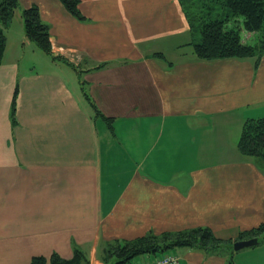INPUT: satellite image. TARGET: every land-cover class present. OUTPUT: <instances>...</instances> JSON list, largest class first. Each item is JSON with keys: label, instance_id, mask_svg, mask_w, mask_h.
I'll return each mask as SVG.
<instances>
[{"label": "crops", "instance_id": "0c3cea01", "mask_svg": "<svg viewBox=\"0 0 264 264\" xmlns=\"http://www.w3.org/2000/svg\"><path fill=\"white\" fill-rule=\"evenodd\" d=\"M79 1L83 18L61 0H19L10 23L39 61L0 64V264L76 247L104 264L116 239L209 226L235 241L264 222V167L238 148L245 120L264 116V55L198 57L179 0ZM34 5L55 58L25 34Z\"/></svg>", "mask_w": 264, "mask_h": 264}, {"label": "trees", "instance_id": "16d2710c", "mask_svg": "<svg viewBox=\"0 0 264 264\" xmlns=\"http://www.w3.org/2000/svg\"><path fill=\"white\" fill-rule=\"evenodd\" d=\"M75 16L83 18L79 0H61ZM182 4L193 34L191 42L198 57L218 59L227 57L264 55V0H179ZM19 0H0V64L6 49L5 28L14 18ZM25 34L38 48L52 55L49 26L42 21L36 5L23 10ZM251 33V37L248 34ZM160 54L161 53H157ZM16 96V94H15ZM89 100L90 97L87 96ZM96 116L106 117L91 101ZM16 99L12 103L11 116L15 121ZM238 148L246 156L264 158V116L245 120ZM258 237L264 239V222L251 229L239 232L236 240ZM234 240L218 236L209 226L167 231L149 232L133 239L114 240L105 243L102 249L104 264H135L142 255L162 254L177 248L203 249L228 256L233 264ZM86 252L78 247L71 258L53 253L50 258L33 256L29 264H88Z\"/></svg>", "mask_w": 264, "mask_h": 264}, {"label": "rangeland", "instance_id": "374dc122", "mask_svg": "<svg viewBox=\"0 0 264 264\" xmlns=\"http://www.w3.org/2000/svg\"><path fill=\"white\" fill-rule=\"evenodd\" d=\"M21 24H18V20L14 19L13 23L9 26L7 32H6V49H5V56L3 61H6L9 58H13L15 56H18L20 54H24L23 58L19 57V59L22 60V64L27 66L28 61L30 60L35 65L38 63V56H36L32 50L30 51V47L28 46V43H22L20 39V35L23 33V28L20 26ZM175 41L180 43L183 42V37H177ZM187 36V40H188ZM25 47V48H23ZM188 48V46H187ZM37 51H39V55L43 56L44 52L40 48H36ZM192 49V48H191ZM44 52V53H43ZM258 163L260 166L264 167V158H257ZM233 258L234 262L233 264H264V239H262L257 245L243 248L237 252Z\"/></svg>", "mask_w": 264, "mask_h": 264}, {"label": "built area", "instance_id": "2783aa9c", "mask_svg": "<svg viewBox=\"0 0 264 264\" xmlns=\"http://www.w3.org/2000/svg\"><path fill=\"white\" fill-rule=\"evenodd\" d=\"M179 256L174 251H166L159 254L155 260H148L136 264H178Z\"/></svg>", "mask_w": 264, "mask_h": 264}, {"label": "water", "instance_id": "95a60500", "mask_svg": "<svg viewBox=\"0 0 264 264\" xmlns=\"http://www.w3.org/2000/svg\"><path fill=\"white\" fill-rule=\"evenodd\" d=\"M258 243H259L258 237H253V238H249V239H239V240H236L234 242L233 249H234V251H239L243 248L257 245Z\"/></svg>", "mask_w": 264, "mask_h": 264}]
</instances>
